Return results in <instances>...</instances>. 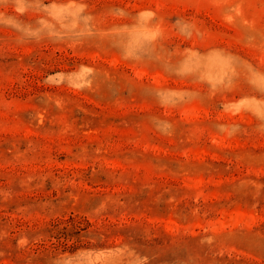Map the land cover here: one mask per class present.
I'll list each match as a JSON object with an SVG mask.
<instances>
[{"label": "rangeland", "instance_id": "374dc122", "mask_svg": "<svg viewBox=\"0 0 264 264\" xmlns=\"http://www.w3.org/2000/svg\"><path fill=\"white\" fill-rule=\"evenodd\" d=\"M0 264H264V0H0Z\"/></svg>", "mask_w": 264, "mask_h": 264}]
</instances>
